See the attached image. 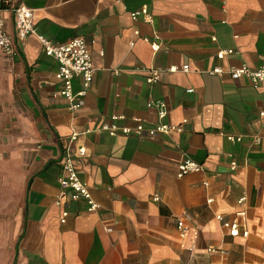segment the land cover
Here are the masks:
<instances>
[{
	"label": "crops",
	"instance_id": "crops-1",
	"mask_svg": "<svg viewBox=\"0 0 264 264\" xmlns=\"http://www.w3.org/2000/svg\"><path fill=\"white\" fill-rule=\"evenodd\" d=\"M14 1L53 45L82 37L94 76L82 107L70 110L56 62L36 36L13 57L0 53V220L10 228L0 232L14 233L8 264H264V87L208 73L264 64V0ZM142 5L150 23L129 17ZM2 19L13 37L11 13L4 9ZM225 50L234 53L216 59ZM148 68L159 71L153 84ZM81 89L75 77L73 93ZM152 101L164 102L165 123L185 120L183 130L153 140L99 130L113 117L117 128L153 126ZM72 135L71 151L85 150L73 164L98 206L92 213L80 202L54 204ZM184 159L203 170L177 178ZM217 216L248 236L229 237Z\"/></svg>",
	"mask_w": 264,
	"mask_h": 264
},
{
	"label": "built area",
	"instance_id": "built-area-1",
	"mask_svg": "<svg viewBox=\"0 0 264 264\" xmlns=\"http://www.w3.org/2000/svg\"><path fill=\"white\" fill-rule=\"evenodd\" d=\"M9 11L12 15V24L14 30V36H9L4 31V22L2 19V12ZM129 17L132 21L137 22L141 20L144 23L151 22V16L146 5H142L138 10L131 12ZM138 34V32H134ZM29 36H36L41 44L44 54L52 58L56 62L57 70L55 73V79L60 83L59 96L66 99L69 102L70 110H78L83 105V98L86 94L89 85L92 82L94 76V67L92 64L91 54L88 50V45L82 37H76L70 42L64 45H53L42 36L37 35L33 22V13L28 8L17 4L14 0H0V53L5 57L10 58L17 54L18 46L22 44ZM148 43L153 53H156L159 49L158 44L151 42L148 39H143ZM234 51L225 50L216 54V59L222 60L224 57L232 55ZM188 66L181 68L182 72L188 71ZM169 71H174L170 68ZM147 74V84H153L158 81L159 71L154 68H148L145 70ZM210 75L223 78L228 77L232 81L239 80L240 78L248 79L252 86L256 89L264 87V64L251 69L246 65H242L238 68H221L216 67L208 72ZM75 77H79L82 83V89L78 93H73L72 81ZM188 93L192 90H188ZM149 108H152L157 115L158 122L153 124L149 128H145L143 124H136L132 128L124 127L117 128L115 121L117 117L112 118V123L103 124L99 129L102 132H106L109 136H115L118 133L124 136L134 135L139 139L153 140L159 136H165L173 133H179L183 130V126L186 121H182L180 124H168L164 122L167 115V110L164 102L152 101L148 103ZM259 117L262 120L264 127V113H260ZM76 139L75 135H72L69 140V145L63 150L60 159V167L62 176L58 179L59 192L54 204L56 206L62 205L64 202L83 203L85 210L88 213L95 212L98 208L97 204L93 201L87 184L79 178L74 168V158H82L85 156L84 148H78L75 153L70 149V144ZM228 142H240V137L226 136ZM234 164H232V168ZM203 170L202 166L189 160L184 159L178 164L177 178H182L189 174H197ZM243 199H240V202ZM240 217H244V213L237 214ZM68 218V212L63 210L61 212L60 223L64 224ZM216 219L221 223L222 227L227 230L228 236L231 238L248 236V231L241 228L236 221H223L220 216ZM177 229L180 236L184 237L186 234V228L182 220L177 221ZM214 252V250H209Z\"/></svg>",
	"mask_w": 264,
	"mask_h": 264
},
{
	"label": "rangeland",
	"instance_id": "rangeland-1",
	"mask_svg": "<svg viewBox=\"0 0 264 264\" xmlns=\"http://www.w3.org/2000/svg\"><path fill=\"white\" fill-rule=\"evenodd\" d=\"M12 219V218H11ZM11 223V222H10ZM7 227L9 228V222L7 220V218H5L4 221L0 220V228H4ZM3 231L1 230V237H0V262L6 263L8 264V262L10 261V254H11V250H12V246H13V238L14 237V233L13 231H9L8 233H2Z\"/></svg>",
	"mask_w": 264,
	"mask_h": 264
}]
</instances>
